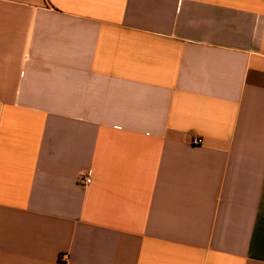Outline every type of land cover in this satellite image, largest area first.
<instances>
[{"label":"crops","instance_id":"crops-1","mask_svg":"<svg viewBox=\"0 0 264 264\" xmlns=\"http://www.w3.org/2000/svg\"><path fill=\"white\" fill-rule=\"evenodd\" d=\"M0 264H264V0H0Z\"/></svg>","mask_w":264,"mask_h":264},{"label":"built area","instance_id":"built-area-1","mask_svg":"<svg viewBox=\"0 0 264 264\" xmlns=\"http://www.w3.org/2000/svg\"><path fill=\"white\" fill-rule=\"evenodd\" d=\"M200 143H201V139L200 138L195 137V138H192V140H191V144H193V145H198ZM89 183H90V177H89L88 174L83 176V177H81V178H79V184H81L83 186H86Z\"/></svg>","mask_w":264,"mask_h":264}]
</instances>
